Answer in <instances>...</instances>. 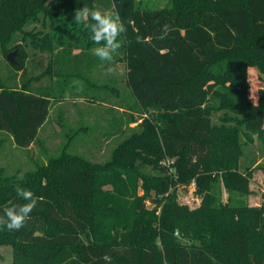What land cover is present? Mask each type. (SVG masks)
<instances>
[{"label":"trees","instance_id":"obj_1","mask_svg":"<svg viewBox=\"0 0 264 264\" xmlns=\"http://www.w3.org/2000/svg\"><path fill=\"white\" fill-rule=\"evenodd\" d=\"M85 5L118 14L127 27L111 67L125 64L133 103L111 107L122 116L105 132L127 134L105 163L71 154L78 133L70 132L61 154L35 171L0 170V214L24 203L18 184L41 198L23 228L0 231V247L11 248L12 264H264V204L233 197L246 193L241 170L252 176L256 162L242 168L244 145L264 144V84L256 101L247 96L248 70L264 78V0H169L162 8L141 0H0V49L4 57L17 50L19 62L5 75L0 67V133L19 148L35 143L54 105L119 94L117 84L91 82L88 69H53L51 58L39 75L25 69L63 38L80 50L95 45L73 23ZM101 64L96 57L88 67L106 70ZM192 183L197 208L170 192Z\"/></svg>","mask_w":264,"mask_h":264},{"label":"rangeland","instance_id":"obj_2","mask_svg":"<svg viewBox=\"0 0 264 264\" xmlns=\"http://www.w3.org/2000/svg\"><path fill=\"white\" fill-rule=\"evenodd\" d=\"M141 1L151 8H162L168 4L169 0ZM33 27L34 25L29 27V29ZM96 46L88 45L82 47L80 50L68 38H63L56 44V49L52 55L47 53L42 56L39 54L36 57L30 51L33 57L26 62L25 68L26 70L28 69V75H39L43 67L49 64L51 58L54 64L53 69H59V67L64 66V70H68L71 73L74 67H82L81 71L88 69V73L83 72V74L91 82H95L98 85H107L109 88L117 84L119 94L116 95V98L110 96L109 101L105 103H91L80 98L66 100L62 105H54L47 123L40 129L37 140L28 148L17 147L10 135L0 133V170L4 171L5 174L9 176L19 174L22 176L28 172L35 171L40 165L47 164L49 159L58 157L62 152L61 147L67 142L65 135L70 132L78 133V139L72 147L68 148L71 154H78L80 157L94 164L105 163L111 157L113 149L127 134L126 130L121 135L116 136L105 134L107 128L112 127L109 125L112 117L115 115L122 116V112H119L117 108L112 109L111 107L117 105L128 106L133 103V100L131 91L125 82V64H117L111 74L101 68L88 67V64L96 58L91 52V49ZM11 53L18 54L17 50L11 51L8 55ZM17 54L14 56V60L19 64ZM7 56L4 57L0 49V67L4 75L7 74V66L9 65ZM247 81L249 84L247 96L249 99L256 101L257 92L263 87L264 78L260 76L256 69L250 68L247 74ZM47 84V81L41 83L43 86ZM105 94L104 91L99 92L100 96H104ZM68 96L71 97L72 94ZM61 111H63L64 121L60 119ZM225 113L223 110L219 111L216 117H214V121L221 123V119L224 120L225 118L223 117ZM137 124L132 123L130 127H134ZM84 127L91 130L83 134L85 132ZM246 144L243 147L246 157L241 159L242 168L251 165L253 159H256V162L248 169L249 172H253L252 176H247L245 171L241 170V174H244L243 178L245 177L244 179L247 180L245 181V185L247 186L246 193L240 191L233 197L238 198L240 202L247 204L249 207L260 208L264 204V144L262 142L260 145ZM169 163V160L163 162L164 165H169ZM170 172L175 175L174 169H171ZM223 184V181H221L222 199L224 202H228L229 192ZM172 191L175 192L178 202L188 205L190 208H197L202 202V198L196 194V185L194 183L190 186H178L170 190V192ZM138 194L143 195V190L139 189ZM145 204L149 209L154 208V204L150 200H146ZM0 264H12V250L10 247H0Z\"/></svg>","mask_w":264,"mask_h":264},{"label":"clouds","instance_id":"obj_3","mask_svg":"<svg viewBox=\"0 0 264 264\" xmlns=\"http://www.w3.org/2000/svg\"><path fill=\"white\" fill-rule=\"evenodd\" d=\"M73 23L82 26L90 33V40L97 45L91 49L92 54L102 62L101 66L108 65L106 72L111 74L114 70L111 64L114 62V55L122 47L123 37L127 33V27L118 14L102 11L98 8L84 6L77 9L73 15ZM168 28L164 26V31ZM142 38L137 37V42ZM16 196L24 201L21 204H12L6 207L0 214V231H19L25 226L34 211L39 197L19 184L15 186Z\"/></svg>","mask_w":264,"mask_h":264},{"label":"water","instance_id":"obj_4","mask_svg":"<svg viewBox=\"0 0 264 264\" xmlns=\"http://www.w3.org/2000/svg\"><path fill=\"white\" fill-rule=\"evenodd\" d=\"M17 53H11L7 56V60L9 62L10 65H16L17 62L16 60H14V56L16 55Z\"/></svg>","mask_w":264,"mask_h":264}]
</instances>
